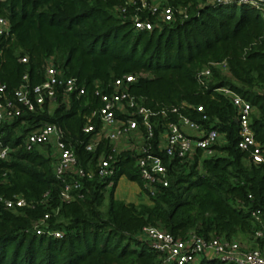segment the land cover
<instances>
[{
	"label": "trees",
	"instance_id": "1",
	"mask_svg": "<svg viewBox=\"0 0 264 264\" xmlns=\"http://www.w3.org/2000/svg\"><path fill=\"white\" fill-rule=\"evenodd\" d=\"M172 4L184 13L139 31L115 13L122 0H0V16L9 25L0 35L5 96H12L24 74L29 86L39 83L48 61L84 88L65 101L57 93L52 111L45 102L0 125V143L12 147L0 160V199L25 201L14 209L0 204V264H155L158 255L140 237L145 226L180 239L193 233L205 240L237 238L249 249L264 247L255 237L262 227L253 216L264 219V12L216 0ZM204 67L209 77L201 84L198 72ZM125 74L134 76L129 94L153 113L152 152L162 156L158 131L179 115L215 129L216 142L208 155L195 150L166 162L167 186L153 196L142 188L133 155L121 151L111 187L97 177L82 180L73 199L63 202L49 151L45 155L42 145L25 149L21 139L31 128L51 123L72 145L78 163L92 168L100 153L110 151L104 141L84 150L87 135L81 127L100 103L94 85L103 89ZM218 87L250 103L249 127L261 162L237 147L236 111ZM91 122L98 125L94 115ZM119 177L135 183L145 201L115 199ZM44 215V228L60 231V238L33 232ZM194 264L225 263L202 259Z\"/></svg>",
	"mask_w": 264,
	"mask_h": 264
},
{
	"label": "built area",
	"instance_id": "2",
	"mask_svg": "<svg viewBox=\"0 0 264 264\" xmlns=\"http://www.w3.org/2000/svg\"><path fill=\"white\" fill-rule=\"evenodd\" d=\"M216 1L225 4H249L264 12V0ZM115 13L130 19L134 30L150 31L161 23L174 20L178 14L184 13V9L174 6L172 0H122V5L115 6ZM8 26L7 20L0 16V35L6 34ZM25 60V57L19 58L20 62ZM198 77L201 84H204L205 79L209 77V69L202 68L198 72ZM133 79V75L125 74L113 78L103 89L97 84L94 85L93 93L100 103L81 127L82 132L87 135L84 150L93 151L104 141L110 151L100 153L92 168L82 167L78 163L72 145L63 139L61 129L51 123L45 122L35 126L22 137L21 145L25 149L37 145L49 147L48 154L53 159L54 176L62 184L59 193L61 201L72 200L80 189L82 180L97 177L105 182L106 188L111 187L116 154L121 151H128L133 155L134 166L147 196H153L158 188L167 186L166 162L171 158L183 160L195 150H200L204 155L210 154L217 139L216 130L204 129L199 123L184 115L166 122L158 131L156 147L162 156L152 152L153 124L150 116L153 113L129 94L128 84ZM215 90L227 96L235 108L239 135L237 147L241 150L248 149L253 162H261L262 151L255 143L249 127L252 111L250 103L225 87H218ZM72 92L80 95L83 94L84 88L76 83L74 77H63L48 61L44 66L43 79L39 83L29 86L24 74L10 98L5 96L4 86L0 83V125L12 121L23 111L33 112L45 102L49 109V105L55 104L57 93H60L62 101H65L67 95ZM196 110L200 111L201 107L197 106ZM172 111H175V108H172ZM93 115L97 118V126L91 122ZM11 150L12 147L0 143V160H6ZM0 204L4 209H14L24 207L25 201L15 197L10 200L0 199ZM253 216L262 227L255 232V237L264 240V219L259 220L256 214ZM46 219L47 215H44L42 220L34 224L33 232L36 235L60 238V231L44 228ZM140 237L158 255L155 264H194L202 259L218 260L225 264H264V247L249 249L234 240L223 238L205 240L193 233L180 239L151 226L143 227Z\"/></svg>",
	"mask_w": 264,
	"mask_h": 264
},
{
	"label": "rangeland",
	"instance_id": "3",
	"mask_svg": "<svg viewBox=\"0 0 264 264\" xmlns=\"http://www.w3.org/2000/svg\"><path fill=\"white\" fill-rule=\"evenodd\" d=\"M53 104L49 105V109L50 111H52V108H53ZM220 141V140H218ZM44 149H41L43 150L42 152L45 153H48L49 151V147L45 146V147H42ZM135 188L137 189V186L135 185V183H129V181H127L125 178L123 177H120L116 184H115V187L113 189V197L117 200H121V201H124V202H132L134 204L142 201L144 202L145 201V197L140 195L139 194V190L138 192L135 191ZM137 193V194H135ZM234 241L238 242L241 246H244V247H248L243 240H240V239H233ZM252 247H255V246H252Z\"/></svg>",
	"mask_w": 264,
	"mask_h": 264
},
{
	"label": "crops",
	"instance_id": "4",
	"mask_svg": "<svg viewBox=\"0 0 264 264\" xmlns=\"http://www.w3.org/2000/svg\"><path fill=\"white\" fill-rule=\"evenodd\" d=\"M119 178H120V177H119ZM123 178H124V177H123ZM129 183H133V182H129ZM133 184H134V183H133ZM135 185H136V184H135ZM136 186H137V185H136ZM138 190H139L138 187H137V189L135 188V191H136V192H138ZM135 194H137V193H135ZM248 247H249V246H248ZM248 247H247V248H248Z\"/></svg>",
	"mask_w": 264,
	"mask_h": 264
}]
</instances>
